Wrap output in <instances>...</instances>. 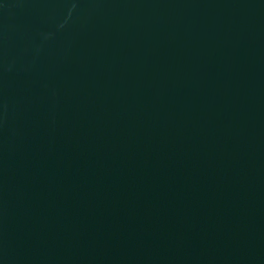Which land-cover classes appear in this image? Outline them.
I'll return each mask as SVG.
<instances>
[{
  "label": "water",
  "instance_id": "water-1",
  "mask_svg": "<svg viewBox=\"0 0 264 264\" xmlns=\"http://www.w3.org/2000/svg\"><path fill=\"white\" fill-rule=\"evenodd\" d=\"M0 264H264V0H0Z\"/></svg>",
  "mask_w": 264,
  "mask_h": 264
}]
</instances>
